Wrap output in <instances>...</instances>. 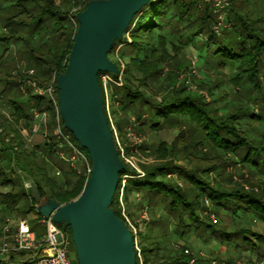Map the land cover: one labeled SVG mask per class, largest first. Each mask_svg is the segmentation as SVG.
Listing matches in <instances>:
<instances>
[{"label": "rangeland", "instance_id": "rangeland-1", "mask_svg": "<svg viewBox=\"0 0 264 264\" xmlns=\"http://www.w3.org/2000/svg\"><path fill=\"white\" fill-rule=\"evenodd\" d=\"M54 1L62 9L69 8V0ZM183 1L187 3L190 0ZM204 2V0H197L196 7H191L188 14L182 17H179L173 6L168 9L162 27L156 30L166 39V54L158 60L156 75L143 78L142 73L130 65V57L136 54L142 57L143 51L136 53L127 49L120 57L119 45L108 57L115 61V55L118 54L123 68L122 83L126 76L125 82L131 89L139 91L150 101L175 96V92L181 89L180 92L184 94L203 95V99L218 113L224 115L237 113L238 121L251 142L262 149L264 147V53L258 68L260 85L258 88L245 78L242 72L243 67L238 62L218 63V59L212 54L215 48L214 40L209 39L206 28L197 32ZM229 8L242 14L251 23L252 28L264 36V0H230L223 23L230 21ZM10 14H12L11 9L0 10V35H5L7 32L1 24V18ZM17 32L20 39L9 43L7 49L0 42V125L6 132L11 128L19 130L26 150L35 148L43 150L44 156L36 154V164L44 167L47 174L62 186L64 184L62 174L63 171L68 170V165L55 155H46L43 142L40 140L42 130L34 132L14 124L9 99L16 98L21 101L25 90H21L22 94H19L7 82L9 76H16L22 70L37 69L33 61L28 58L26 53L28 46L25 44V39L30 40L31 46L38 53H45V49L54 43V35L49 28L33 34L32 37H29L22 29H18ZM216 36L217 42L222 33L219 31ZM157 42L154 36L153 45H157ZM147 64L144 70L146 73H151L156 66L153 63V67ZM113 88L120 92L119 86L114 85ZM137 108L138 104L135 103L131 116ZM142 108L146 112L149 105L144 104ZM115 109L112 106V117L117 125V122L121 120L120 116H116ZM251 114L254 117H251ZM122 116L127 117L125 112ZM143 118L146 122L139 125L137 130L135 129L142 138L141 145L131 148L138 167L144 170L163 163L179 166L180 169L176 168L175 172L161 175L160 178L178 185L188 198L194 201L196 215L202 221L211 223V228L203 229L202 225L195 228L194 221L186 213H182V219L179 220V212L169 210L166 198L161 194L149 196L144 190L139 192L130 190L124 194V206L129 219L135 223L136 231H138L139 247L146 246L153 249L149 256L152 261L158 258L156 264L166 258L175 257L182 263L193 259L194 264H208L213 260L217 264H253L261 260L264 257L261 251L264 245L258 247L260 243L256 235L264 234V222L255 211L236 210V206L232 209L216 208L211 200L208 203L205 202L206 195L195 198L192 185L183 178V173L190 170L198 160L202 164L207 161L209 166L218 160L229 162L233 159L232 156L223 153L205 139L202 130L187 116H178L177 119L168 121L161 120L157 128L150 127L149 115ZM7 136L11 137L9 134ZM4 143L7 146V138ZM0 164L4 171L17 182L14 191L23 189L29 192L30 188L24 187V181L28 179L32 182V176L21 170L9 149L1 157ZM230 166L232 170L229 169ZM199 175L206 182L224 190L243 186L258 191L256 189L258 185L255 183L260 182L261 186L264 185V171L250 164H227L222 168L204 171ZM132 181L130 179L129 183ZM250 181H253L252 187ZM7 189V187H0V191ZM30 205L29 198L22 196L17 209L11 211L0 209V217L26 218L31 228L40 236L44 234L45 227L40 222L41 215L35 208L29 209ZM142 212H146V217L141 216ZM240 231L245 233H238ZM220 232L224 234L221 235ZM243 236L247 238L245 241ZM1 260H5V264H19L17 261H9L6 257H1ZM73 264H76L75 260Z\"/></svg>", "mask_w": 264, "mask_h": 264}, {"label": "trees", "instance_id": "trees-1", "mask_svg": "<svg viewBox=\"0 0 264 264\" xmlns=\"http://www.w3.org/2000/svg\"><path fill=\"white\" fill-rule=\"evenodd\" d=\"M205 1V0H204ZM197 0H190L185 3L183 0H148L147 4L142 6L140 10L135 13L123 33L121 40H115L108 55L111 54L116 47L120 45L119 56H123L128 50L135 51L136 53L144 52L142 57L137 54L130 57V65L142 73L143 78L154 76L157 74V64L160 57L166 54V39L163 34L156 32L157 29L163 25V20L170 7L173 6L177 10L179 17L186 16L191 7H196ZM72 4L69 1V8L62 9L54 0H0V10L11 9L12 14L6 15L1 18V24L7 29L5 35H0L1 45H7L12 41L20 39L18 29L24 30L29 37L34 36L36 33L47 30L54 35V43L45 49V53H38L30 43L29 39H25V44L28 46L26 53L28 58L33 61L37 67L33 73L22 70L16 76H9L7 82L17 90V93L22 94L21 90H25L24 98L20 101L18 99L10 98L12 108L13 122L19 127L31 130L35 122L31 109L38 111L46 110L50 116L47 124V139H44L43 149L46 155H56L55 147L52 145L56 143L53 136L52 128L54 125L55 109L51 101L46 95L37 94L33 91L30 82L35 81L37 85L45 87L50 82L55 86L56 76L62 72L67 63L69 51L71 49L74 33L76 27L73 26L71 18H75V14L71 12ZM230 9L229 22L225 23L223 28L218 31L213 29L215 22L214 15L211 11V5L205 1L202 7V14L200 25L197 32L203 29L208 32L209 39L214 40L215 48L212 54L218 59V63L222 64L227 62H238L243 67L242 72L245 78L252 83L255 88H258V68L261 63V56L264 53V36L260 35L252 28V25L242 14L235 12L233 8ZM76 19V18H75ZM77 24V21H76ZM50 26V27H49ZM73 26V27H72ZM77 26V25H76ZM221 32V38L216 42L217 32ZM34 34V35H33ZM156 36L157 45H153V38ZM45 54V55H44ZM164 58V57H163ZM162 59V58H161ZM155 64L156 68L151 73H146L144 70L145 64ZM153 63V64H152ZM147 64V65H148ZM127 69V68H126ZM125 69V70H126ZM99 74V73H98ZM97 74V78H98ZM124 82L119 86V90H113L114 99L118 101L116 116H120L117 122V128L123 136L124 127L130 123L128 112H131L135 103L138 108L134 111V129L141 124H144V116L150 118V127H159L161 120L168 121L177 119L178 116H187V118L196 123L202 130L204 138L207 139L213 146L219 148L223 153L232 156L231 161L218 160L211 165H207V161L202 164L196 161L191 166V169L184 172L183 178L192 185L194 197L199 195H206L205 199L216 208L228 207L232 209L236 206V210L255 211L259 218L264 222V185L261 186L260 182L255 183L258 185V191L253 188H245L243 186L232 188L231 190H224L213 186L210 182H206L200 177V173L211 171L216 168H222L227 164H250L258 166L259 170L264 171V147H257L254 145L246 132L242 129V125L238 121L237 113L221 114L212 109L209 103L203 98V95H191L181 93V89L176 91L175 96L150 101L142 93L131 89L130 85ZM56 87V86H55ZM57 93V89H56ZM147 104L146 112L143 111L142 105ZM148 111V114H147ZM125 112L127 117H123ZM175 116V117H174ZM177 116V117H176ZM253 115L251 114V117ZM254 117V116H253ZM155 119V120H154ZM61 120V118H60ZM62 124V121H61ZM48 126L50 130L48 131ZM63 126V125H62ZM64 128V127H63ZM5 128L0 125V161L1 157L9 149L15 157V161L19 163V167L27 175L32 176V188L29 192L23 189L14 191L17 182L4 171L0 164V187H7L5 191H0V209L11 211L18 208L20 197L26 196L31 201L29 209H34L38 202L45 201L51 198L59 204L67 203L76 198L83 189L85 175L78 174L68 166V170L63 171L64 184L58 185L57 182L51 178L44 167L37 165L35 162L36 154L44 156L43 150L33 149L26 150L22 136L19 130ZM71 137V139L86 153V149L81 147L75 140L71 132L64 128ZM6 132V134H4ZM11 135L9 138L7 135ZM7 138V146H5V139ZM9 138V139H8ZM4 153V154H3ZM88 154V153H87ZM58 158V157H57ZM60 159V158H58ZM61 160V159H60ZM63 161V160H62ZM204 161V160H202ZM64 162V161H63ZM68 165V164H67ZM205 167V168H204ZM180 169L179 166L169 165L168 163L160 164L152 168H145L143 175L135 174V172L127 173L129 176L124 185V194L130 190L145 191L149 196L163 195L166 198L169 210L179 212V220L182 219V213H186L189 218L194 221V227L204 226L203 229L211 228V223L202 221L194 211V201L190 200L185 192L175 184L167 182L160 178L161 175L175 172V169ZM123 172V171H122ZM119 173V176L121 173ZM62 176V177H63ZM133 181L129 183V180ZM253 181H250L252 187ZM119 182L117 183L114 195L112 197L110 207L114 213L123 221L117 208V192ZM148 199V198H147ZM149 200V199H148ZM239 203V206L237 204ZM235 210V208H234ZM39 214V213H38ZM63 229L67 232L70 242L71 250L74 252V245L71 240V232L67 225L61 224ZM212 232L214 230H211ZM221 235L224 233L220 232ZM238 233H245L240 231ZM226 237L229 235H225ZM257 240L261 245H264V234H257ZM229 239V237H228ZM247 238L243 236L245 241ZM141 255L145 263H157V260H150L153 249L146 246H141ZM264 256V246L261 248ZM32 252L18 251L11 253L8 260L11 262H19V264L29 263L31 260ZM137 263V257L135 258ZM5 260L0 259V264H5ZM76 262V260H75ZM179 258H166L158 264H184ZM186 264V263H185Z\"/></svg>", "mask_w": 264, "mask_h": 264}, {"label": "water", "instance_id": "water-1", "mask_svg": "<svg viewBox=\"0 0 264 264\" xmlns=\"http://www.w3.org/2000/svg\"><path fill=\"white\" fill-rule=\"evenodd\" d=\"M147 2L88 0L75 14L67 63L55 78L62 125L86 149L90 174L73 200L59 204L47 198L35 209L53 223L69 227L76 264H137L131 232L110 207L125 165L117 157L97 74L117 72L108 52Z\"/></svg>", "mask_w": 264, "mask_h": 264}, {"label": "built area", "instance_id": "built-area-1", "mask_svg": "<svg viewBox=\"0 0 264 264\" xmlns=\"http://www.w3.org/2000/svg\"><path fill=\"white\" fill-rule=\"evenodd\" d=\"M69 1L72 4L71 12L73 14L82 10L87 2V0ZM205 1L209 2L211 5V11L215 19L213 29L218 31L225 26L223 18L227 12L230 0ZM71 20L76 27V19L72 17ZM113 62L116 64L117 72L115 74L107 71L99 72L97 78L103 99L104 114L111 131L117 157L125 165L124 170L143 175V169L138 167V163L133 154V149H131L136 145H141L140 143L142 140L133 127L134 117L128 112L130 123L126 124L124 127L123 136L120 134L112 117V106L116 108L118 105V101L114 99L113 86H120L122 84L121 77L123 72L121 59L118 57V54L115 55V61L113 60ZM28 72L33 73L34 71L33 69H30ZM30 83L35 93L46 95L54 106L55 116L51 133L56 139V143L52 145V147L56 148L55 152L57 157L67 163L76 173L83 174L87 178L90 174V158L88 154L71 139L69 133L64 130L61 124L56 98V87L53 85V82H50L45 87L37 85L35 81ZM31 110L35 119L34 128L37 129L40 125L47 127L50 120L48 112L46 110ZM44 139L49 142V139H47V133H45ZM229 169L232 170V166H230ZM124 170H122L123 172L121 171L122 173L118 179L119 188L117 192V208L123 218L124 224L131 232L132 241L134 243L135 258L137 257V264H156L145 263L143 261L139 241H137L138 231H136L135 223L129 219L126 213L124 206V185L129 174ZM32 186L33 184L30 180L27 179L24 181L25 188H32ZM205 202L208 203L206 199ZM141 216L143 218L146 217V212H142ZM40 222L43 223L45 232L39 236L31 228L26 218L11 219L5 217L0 222V259L1 257L8 258L9 254L18 251H30L32 254L29 263L32 264H73V258L71 257L72 250L70 247L71 242L67 232L61 225L53 223L50 216L47 218L41 216ZM186 264H194V260L190 259ZM208 264H217V262L213 260ZM253 264H264V257Z\"/></svg>", "mask_w": 264, "mask_h": 264}, {"label": "crops", "instance_id": "crops-1", "mask_svg": "<svg viewBox=\"0 0 264 264\" xmlns=\"http://www.w3.org/2000/svg\"><path fill=\"white\" fill-rule=\"evenodd\" d=\"M23 90V89H22ZM24 92V91H23ZM37 131V130H42V133H41V135H40V137H41V142H43L44 141V138H45V133H47L48 134V132H47V127H44L43 125H40L37 129H35L34 128V124H33V127L31 128V131ZM37 140H39V138H36ZM43 139V140H42ZM67 164V163H66ZM5 217H0V222L4 219Z\"/></svg>", "mask_w": 264, "mask_h": 264}, {"label": "flooded vegetation", "instance_id": "flooded-vegetation-1", "mask_svg": "<svg viewBox=\"0 0 264 264\" xmlns=\"http://www.w3.org/2000/svg\"><path fill=\"white\" fill-rule=\"evenodd\" d=\"M71 257L73 258V260H76L75 259V253L73 251H71Z\"/></svg>", "mask_w": 264, "mask_h": 264}]
</instances>
